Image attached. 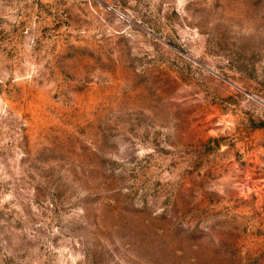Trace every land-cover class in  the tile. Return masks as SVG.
Masks as SVG:
<instances>
[{
    "label": "rangeland",
    "instance_id": "obj_1",
    "mask_svg": "<svg viewBox=\"0 0 264 264\" xmlns=\"http://www.w3.org/2000/svg\"><path fill=\"white\" fill-rule=\"evenodd\" d=\"M0 264H264V0H0Z\"/></svg>",
    "mask_w": 264,
    "mask_h": 264
}]
</instances>
